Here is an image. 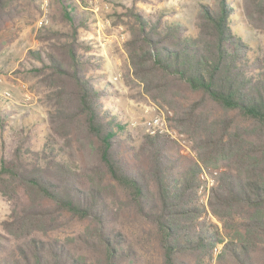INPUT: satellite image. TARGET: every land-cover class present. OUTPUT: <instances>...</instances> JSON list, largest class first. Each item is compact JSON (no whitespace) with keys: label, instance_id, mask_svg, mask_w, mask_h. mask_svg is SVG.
<instances>
[{"label":"trees","instance_id":"1","mask_svg":"<svg viewBox=\"0 0 264 264\" xmlns=\"http://www.w3.org/2000/svg\"><path fill=\"white\" fill-rule=\"evenodd\" d=\"M231 1L202 5L196 34L178 20L132 14L133 75L173 112L171 127L192 142L193 157L166 135L136 144L105 107L117 92L100 81L102 59L82 53L74 14L67 31L49 30L48 61L35 53L42 65L32 69L48 136L36 151L26 136L2 161L10 213L0 223V264H264V50L251 58L232 26L239 17L242 30L264 35V0H241L238 17ZM25 8L0 0V35ZM214 172L209 211L221 228L200 204L201 176Z\"/></svg>","mask_w":264,"mask_h":264},{"label":"rangeland","instance_id":"2","mask_svg":"<svg viewBox=\"0 0 264 264\" xmlns=\"http://www.w3.org/2000/svg\"><path fill=\"white\" fill-rule=\"evenodd\" d=\"M26 8L22 15L7 26L0 35V167L2 161L10 162L16 147L26 136H31L33 150H41L48 136L47 106L42 89L37 90L33 68L41 67L34 57L39 53L48 61L49 30L67 31L70 27L66 14L76 16L79 38L85 43L82 53L101 58L104 68L101 82H109L117 96L104 99L105 107L121 114L127 129L139 144L145 135H166L175 141L179 155L193 157L192 142L187 136L171 127L173 112L151 101L138 85L129 64L126 43L130 38V25L136 21L137 13L147 19L178 20L183 22L188 33L196 34V23L202 5L215 6L219 0H22ZM238 17L242 10L241 0H232ZM162 13L166 15L162 18ZM239 18V17H238ZM238 18L232 26L250 43L251 58L264 50V35L259 31L242 30ZM241 30V31H240ZM42 38V40H41ZM86 46L89 48H86ZM159 119L158 125L154 124ZM153 131H155L153 133ZM26 159H34L27 154ZM205 175L199 190L200 204L209 211L211 189L217 185L216 172ZM10 204L0 194V223L8 217ZM208 223L221 224L210 213L204 216ZM2 231L0 226V232ZM221 246L218 247V250Z\"/></svg>","mask_w":264,"mask_h":264},{"label":"built area","instance_id":"3","mask_svg":"<svg viewBox=\"0 0 264 264\" xmlns=\"http://www.w3.org/2000/svg\"><path fill=\"white\" fill-rule=\"evenodd\" d=\"M158 123H159V119L155 120L154 124L158 125ZM154 132L155 131H153V133ZM201 178H202V180H204V181H206L208 183H209V181H211V180H209V178L206 179L205 175H202ZM211 184H213V181H211Z\"/></svg>","mask_w":264,"mask_h":264}]
</instances>
